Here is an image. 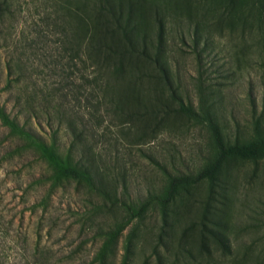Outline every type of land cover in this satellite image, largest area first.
<instances>
[{"label":"rangeland","instance_id":"rangeland-1","mask_svg":"<svg viewBox=\"0 0 264 264\" xmlns=\"http://www.w3.org/2000/svg\"><path fill=\"white\" fill-rule=\"evenodd\" d=\"M0 2V102L14 114L31 104L52 107L49 93L79 83L82 61L75 66L61 47L50 0ZM157 11L166 24L161 56L169 79L151 58L136 55L121 59L124 71L113 73L123 57L115 53V65L98 74L95 97L71 92L63 103L67 117L50 108L51 119L44 113L34 119L35 128L48 138L56 131L65 147L73 140L70 119L76 121L85 140L76 154L95 160L104 187L119 198H146L169 173L197 172L219 154L208 120L189 118L181 103L205 108L226 143H247L258 127L264 131V0H145L139 16L152 54L160 44ZM113 29L106 38L116 44L122 34ZM16 144L0 120V264H91L103 241L97 230L123 211L104 206L76 180L41 205L50 182L34 180L46 165L33 155L20 158ZM166 213L167 228L158 210L148 214L129 264H264V157H229L214 185L204 180L180 189ZM130 228L113 264H122Z\"/></svg>","mask_w":264,"mask_h":264},{"label":"trees","instance_id":"trees-1","mask_svg":"<svg viewBox=\"0 0 264 264\" xmlns=\"http://www.w3.org/2000/svg\"><path fill=\"white\" fill-rule=\"evenodd\" d=\"M50 2L55 8V13H57L54 20H52L59 26L61 32L59 43L61 47L67 52L68 57L75 66H78L82 61L81 69L78 68L81 73V81L79 83L73 81L70 90H67L65 86L54 88L49 93L51 99L48 100L52 107L37 108L31 104L32 106L29 107H20V112L14 114L11 110H8L5 102H0V120L2 125L8 129L9 136L17 141L15 148L12 150L15 154L20 158L33 155L35 159L43 161L46 165L47 171L34 180L39 184L50 182L46 193L47 199H44L43 203H40L41 205L45 204L55 191L64 187L68 182L76 180L79 183H85L99 197H102L104 206L112 209L119 208L123 211L124 216L120 220L117 219L108 228L100 227L97 230L96 235L103 237V241L91 260V264H113L120 237L131 224L124 241L122 261V264H129L132 261L134 251L138 247V242L135 241L142 228L146 227V220L150 212L158 210L164 227H170V216L166 213V208L172 203L176 193L188 185L197 184L204 180H208L211 185H214L220 167L231 156L236 155L253 159L264 157V131L258 127L256 139L247 143L238 141L226 143L221 132L215 127L211 114L205 108L199 112L192 106L181 103L182 112L189 118L195 120L206 118L208 120L220 149L219 154L214 159L208 160L197 172L169 173L166 184L162 189L159 192L149 193L146 198H119L117 194L104 187V174L96 165L95 160L92 157L76 154V149L85 145L84 133L79 130L76 121L69 118L73 140L68 147H65L58 140L56 131H53L54 133L48 138L38 128H35L33 125L34 119L40 113L49 115L48 117L51 119L53 114L50 108H54L61 116L67 117V111L63 103L71 95V92L76 97L83 94L95 97V90L100 82L99 75H102L101 70L115 65L116 61L113 59L115 53H121L123 57L118 60L119 66L112 70L113 73L124 71L121 59L136 55L151 58L158 64L165 77L169 79L167 67L163 64V57L161 56L162 52L166 51V40L164 39L166 24L159 11H157L156 21L159 23L158 36L160 44L152 54L148 50L149 32L144 29L141 22L143 20L139 16L142 14L145 0H50ZM156 6L155 4L154 7ZM6 10L10 11L8 8ZM2 11L0 2V13ZM124 15H126V18H124ZM112 26H116L122 34L121 39L116 44L110 43L106 38L109 33L114 32L115 29L112 30ZM101 56H104L105 65L100 60ZM7 67L8 74L12 75L14 73V61L9 60ZM89 69H92V72L97 70L94 74L95 77L91 73L87 74ZM12 83L13 80H10L9 88L11 89L13 88ZM56 95L62 98V102L54 103L52 99H56ZM97 101V107H102L103 102L101 99ZM16 102L22 104V97L16 95ZM22 115L23 119L21 118ZM105 202L109 204H105ZM100 207L97 208L101 209L102 207ZM96 210L94 209V211ZM164 234H167V231L163 228ZM161 241L163 242L165 239L161 238ZM164 244L166 247L167 242Z\"/></svg>","mask_w":264,"mask_h":264}]
</instances>
